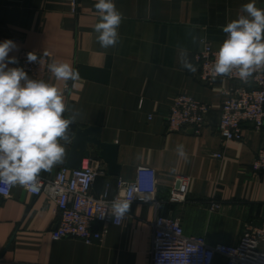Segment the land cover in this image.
<instances>
[{
  "label": "crops",
  "instance_id": "obj_1",
  "mask_svg": "<svg viewBox=\"0 0 264 264\" xmlns=\"http://www.w3.org/2000/svg\"><path fill=\"white\" fill-rule=\"evenodd\" d=\"M96 2L77 0L74 10L73 0H0V42L11 39L18 46L10 56L18 59L28 49L50 63L67 62L80 75L67 82L64 92L69 108L80 113L70 126L73 141L66 145L64 162L40 176L71 170L67 162L78 128L94 127L103 142L118 146L120 175L108 173V163L91 145L82 165L93 163L100 170L93 193L109 188L111 198L116 197L118 181H133L139 166L157 171V193L149 202L131 203L123 224H108L104 240L89 244L53 239L60 219L56 203L47 194L34 196L16 186L11 196L0 195V264H150L157 215L179 218L186 234L204 236L210 245L237 244L246 223L264 222V171L251 167L264 148V126L245 123L242 140L222 137V91L230 81L221 77L209 84L200 78L195 54L205 43L193 44L189 33L218 49L226 38L222 26L250 0H114L124 19L118 44L108 49L94 31ZM255 3L264 7V0ZM178 45L189 50L195 74L180 66ZM44 80L65 89V82L50 72ZM181 93L210 106L199 132L167 129L170 105ZM181 144L187 159L176 152ZM179 174L190 178L184 202L171 198ZM213 203L218 207L212 209ZM214 264H226V259L218 257Z\"/></svg>",
  "mask_w": 264,
  "mask_h": 264
},
{
  "label": "built area",
  "instance_id": "obj_2",
  "mask_svg": "<svg viewBox=\"0 0 264 264\" xmlns=\"http://www.w3.org/2000/svg\"><path fill=\"white\" fill-rule=\"evenodd\" d=\"M76 10L77 0H73ZM212 44L205 41L204 47L195 54L200 67V78L214 84L209 71L217 51ZM32 52L24 49L18 56V63L31 78L44 80L49 73V58L36 54L38 62L28 63L26 54ZM230 84L223 93V102L219 120V132L228 140L243 139V125L250 123L257 129L264 126V70L253 74L248 83L241 82L235 76L229 78ZM210 106L188 93L177 95L170 105L166 116L169 131H180L188 127L199 132L206 124ZM151 117V116H150ZM221 157V154H217ZM253 172L264 171V148L257 153L252 163ZM100 173L93 163H84L78 169L66 167L53 177L40 176L39 189L28 193L34 196L47 194L57 205L60 219L52 231V238H76L86 243L102 242L108 232V224L121 225L124 219L114 223L108 208L116 198L129 199L134 202L151 201L158 189V174L152 167L139 166L133 181H118L119 193L111 198L110 189L95 195L93 186ZM190 178L179 174L175 177L171 198L184 202L189 192ZM3 187V185H0ZM13 188L8 192L12 195ZM218 207L213 203L211 208ZM126 217V216H125ZM102 225L97 228L96 225ZM153 234L150 246V264H214L218 257L226 259V264H264V222L245 224L243 234L237 244L218 243L210 245L204 236L188 235L179 218L157 215L152 222Z\"/></svg>",
  "mask_w": 264,
  "mask_h": 264
},
{
  "label": "clouds",
  "instance_id": "obj_3",
  "mask_svg": "<svg viewBox=\"0 0 264 264\" xmlns=\"http://www.w3.org/2000/svg\"><path fill=\"white\" fill-rule=\"evenodd\" d=\"M94 8L99 17L94 26L98 43L104 49L115 47L123 14L114 0H97ZM222 31L226 38L214 54L209 75L213 80L235 76L248 83L254 73L264 70V7L250 0ZM189 35L193 44L205 43L206 38ZM17 49L11 39L0 42V194L5 196L16 186L39 189L40 174L64 162L66 145L73 141L70 126L80 115L79 110L69 108L64 95L67 82L80 78L79 71L67 62L48 64L55 80L65 82L61 90L53 83L31 78L23 67H9L18 64L17 57L10 56ZM26 59L28 63L41 62L35 52H28ZM177 59L183 69L197 72L186 47L177 46ZM176 152L187 159L182 144ZM130 210L131 201L122 198L113 199L108 208L114 223L122 221Z\"/></svg>",
  "mask_w": 264,
  "mask_h": 264
},
{
  "label": "water",
  "instance_id": "obj_4",
  "mask_svg": "<svg viewBox=\"0 0 264 264\" xmlns=\"http://www.w3.org/2000/svg\"><path fill=\"white\" fill-rule=\"evenodd\" d=\"M91 145L99 151L100 156L108 163V173L115 176L120 175V165L117 163L118 146L103 142L100 139L99 129L94 127L78 128L67 166L72 169L80 168L84 158L90 156L89 147Z\"/></svg>",
  "mask_w": 264,
  "mask_h": 264
}]
</instances>
